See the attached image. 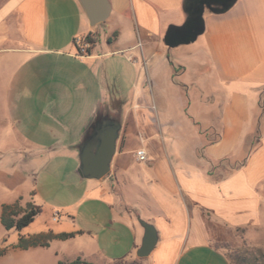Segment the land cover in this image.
<instances>
[{"label":"crops","instance_id":"0c3cea01","mask_svg":"<svg viewBox=\"0 0 264 264\" xmlns=\"http://www.w3.org/2000/svg\"><path fill=\"white\" fill-rule=\"evenodd\" d=\"M108 1L109 16L97 25L104 23L114 38L98 52L96 25L89 24L79 0H0V125L9 126L8 139L64 143L78 172V146L99 109H108L102 97L113 68L106 60L130 59L128 50L153 78L177 65L178 73L201 79L203 90L194 83L192 88L202 94L207 129L197 133L204 149L189 164L175 155L168 165L159 124L146 127L138 113L154 106L137 100L125 109L110 171L90 179L78 203L70 204L74 216L35 232L74 235L20 249L22 256L27 264H232L231 251L216 243L229 238L264 251L258 242L264 228V0H236L222 13L205 9L197 61L189 49L164 43L168 26L186 19L184 0ZM87 35L94 39L89 52L78 56L75 40ZM184 52L189 66L180 57ZM171 53L176 63L165 58ZM138 132L147 136L148 163L134 155ZM151 136L158 141L154 149ZM225 166L229 174L222 179L207 176ZM60 215L55 212L52 220ZM145 223L157 240L139 257ZM75 238L76 250L62 247Z\"/></svg>","mask_w":264,"mask_h":264},{"label":"rangeland","instance_id":"374dc122","mask_svg":"<svg viewBox=\"0 0 264 264\" xmlns=\"http://www.w3.org/2000/svg\"><path fill=\"white\" fill-rule=\"evenodd\" d=\"M94 30L97 38L95 50L98 52L107 50L106 43L110 38H114L113 32L108 30L104 23L96 25ZM200 37L191 43L177 46L176 49H189L195 53L193 60L197 61L198 59H195L198 57L197 52L201 51ZM88 38L94 40L92 36ZM188 54L185 52L180 54L185 64L191 59ZM124 55L130 56V59L112 56L106 60L113 68L108 72L105 80L106 91L102 97L105 101L103 107L108 109L100 108L98 114L110 113L109 116L121 123L127 107L139 99L142 102L146 100L154 109L146 107L138 110L139 117L146 127L154 126L156 122L159 124L162 147L167 153L168 165L176 161L175 155H179L182 161L189 164L190 160L195 158V151L201 154L202 148L204 149V143L197 131L204 132L207 129L201 119L204 113L203 105L198 102V97L202 94H194L196 89L192 88L194 83L203 90L201 79H195L189 71L185 74L178 73L177 65L174 71L170 68L161 69L159 76L153 78L146 73L139 55L128 50ZM165 58L176 63L172 53L167 54ZM7 128L9 126L0 125V264H27L26 258L16 246L18 238L39 230L50 229L53 223L61 224L62 220H69V217L75 215L72 212L74 208L69 209L70 204L78 203L86 184L94 180L82 178L78 174L77 162L75 165L74 159L69 155L71 151L64 143L10 140L5 132ZM148 143L151 149H154L158 143L157 138L151 136ZM42 145H51L52 149L43 150ZM131 165L143 167L136 162H132ZM230 166L235 167L234 164ZM120 183L122 184V181ZM37 191L39 195H35ZM16 201L22 207L30 202L39 208L40 212L32 222L20 230L14 227L6 229L1 223L2 206ZM82 207L80 206L79 210ZM55 212L61 214L57 221L52 220ZM258 237V242L264 246V228L260 230ZM79 240L75 238L66 241L62 247L76 250ZM216 243L231 251L230 258H234V255L252 258L255 253V256H258L259 251L264 254L261 249L231 238ZM243 263L264 264V256L257 261Z\"/></svg>","mask_w":264,"mask_h":264},{"label":"water","instance_id":"95a60500","mask_svg":"<svg viewBox=\"0 0 264 264\" xmlns=\"http://www.w3.org/2000/svg\"><path fill=\"white\" fill-rule=\"evenodd\" d=\"M91 26L105 21L110 13L108 0H79ZM236 0H184L186 19L181 25H170L164 35L168 47L188 44L204 31L205 9L213 13L228 10ZM121 124L109 118L101 124L93 123L89 133L78 146V174L87 179H100L110 171V163L116 152ZM144 235L137 251L139 257L147 256L156 243V232L151 225L144 224Z\"/></svg>","mask_w":264,"mask_h":264},{"label":"trees","instance_id":"16d2710c","mask_svg":"<svg viewBox=\"0 0 264 264\" xmlns=\"http://www.w3.org/2000/svg\"><path fill=\"white\" fill-rule=\"evenodd\" d=\"M89 35L85 37L86 42H90V44L93 42L90 40ZM89 52V48H88ZM259 108H260V116L264 117V90L261 93L260 102H259ZM259 130L257 131L256 135L252 137L249 141V145H254L252 141L256 142V138L259 137ZM213 142V141H211ZM227 166L224 168H221L222 171L220 172H214L213 170L207 173V176L213 180L218 181L228 175V171L224 174ZM230 170V169H229ZM40 212V209L34 206L32 203L27 202L24 207L20 206L18 201L12 203V204H5L2 206L1 211V223L6 229L14 227L16 230H20L21 228L27 226L34 217ZM73 233H53L51 231L47 232H40L35 234H27V236H20L18 238L16 246L19 249H27L29 247L33 246H47L49 242L53 239H67L72 237ZM259 255L255 256V254L252 255V258H247L245 255H234V258H231L233 264H244L243 262H253L257 261L258 259H261L264 254L261 252H258ZM85 263V261H81L80 259H75L71 262H68L67 264H82Z\"/></svg>","mask_w":264,"mask_h":264},{"label":"built area","instance_id":"2783aa9c","mask_svg":"<svg viewBox=\"0 0 264 264\" xmlns=\"http://www.w3.org/2000/svg\"><path fill=\"white\" fill-rule=\"evenodd\" d=\"M75 44L77 45L78 56H84L88 53V48H90V43L86 42L85 39H76ZM146 142H147V136L145 132H138L137 133L138 145L134 150V155L136 160L141 163H148L151 160L148 155Z\"/></svg>","mask_w":264,"mask_h":264},{"label":"flooded vegetation","instance_id":"af4514ba","mask_svg":"<svg viewBox=\"0 0 264 264\" xmlns=\"http://www.w3.org/2000/svg\"><path fill=\"white\" fill-rule=\"evenodd\" d=\"M109 118H112V117L109 116L108 114H105V112H102L100 114H97V116L94 119V123L101 124L103 121L108 120Z\"/></svg>","mask_w":264,"mask_h":264}]
</instances>
